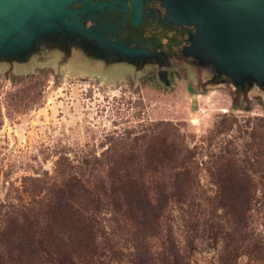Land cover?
I'll return each instance as SVG.
<instances>
[{"label": "rangeland", "instance_id": "rangeland-1", "mask_svg": "<svg viewBox=\"0 0 264 264\" xmlns=\"http://www.w3.org/2000/svg\"><path fill=\"white\" fill-rule=\"evenodd\" d=\"M178 49L161 72L80 42L0 60V264H223L205 224L223 196L251 201L235 264H264V87ZM141 181L170 199L135 241L110 200Z\"/></svg>", "mask_w": 264, "mask_h": 264}, {"label": "water", "instance_id": "water-1", "mask_svg": "<svg viewBox=\"0 0 264 264\" xmlns=\"http://www.w3.org/2000/svg\"><path fill=\"white\" fill-rule=\"evenodd\" d=\"M161 1L170 22L196 28L183 54L203 58L219 77L264 87V0ZM78 2L85 7L72 10ZM119 2L110 7L115 9ZM94 6L88 0H0V60H27L39 42L60 47L80 42L103 58L136 66L159 56L111 41L98 28L86 27L81 16ZM123 6L128 10L126 3ZM141 17L138 2L133 24L138 26Z\"/></svg>", "mask_w": 264, "mask_h": 264}, {"label": "trees", "instance_id": "trees-1", "mask_svg": "<svg viewBox=\"0 0 264 264\" xmlns=\"http://www.w3.org/2000/svg\"><path fill=\"white\" fill-rule=\"evenodd\" d=\"M140 173L142 175L143 170H140ZM156 188L157 186L154 187V184L150 182H134V184L126 186L123 196H116V192L111 196L110 203L115 213L119 215L124 230L128 225L134 228L133 233L130 234L135 241L153 238L159 233L157 228L161 226V220L165 217L170 198L159 197V199L153 200L150 197V192L155 191ZM224 190L235 192L236 186L223 188ZM250 203L248 197L241 196H223L209 201V218L205 224L210 232H217L223 238L224 250L221 256L223 264H235V261L240 257L241 246L239 244L251 240L249 237L240 235L241 230L247 228L249 224L250 218L247 213L250 211ZM219 210L222 211L221 215L218 214ZM92 222L96 223V220L93 219ZM196 226V223L192 225L193 231ZM81 234L87 235L92 244L96 243V231L90 229L86 232L82 231ZM46 253L49 254L48 251ZM162 264L178 263H171L165 258Z\"/></svg>", "mask_w": 264, "mask_h": 264}, {"label": "flooded vegetation", "instance_id": "flooded-vegetation-1", "mask_svg": "<svg viewBox=\"0 0 264 264\" xmlns=\"http://www.w3.org/2000/svg\"><path fill=\"white\" fill-rule=\"evenodd\" d=\"M116 0H88L90 7L86 14L81 16L86 27H96L111 41H121L131 48L146 50L159 54L158 57L147 60L146 63L161 64L163 67H171L168 59L171 52L179 47L178 53H182L185 46L190 45L188 36L196 32V28L189 25L178 26L168 20V11L162 5L161 0H120L115 9L110 4ZM139 2L142 17L139 25L133 24L134 6ZM128 5L124 10L123 4ZM104 4L103 7H100ZM85 7L81 2L71 6L72 10H81ZM100 7V8H99ZM180 41V39H182ZM219 77V76H218Z\"/></svg>", "mask_w": 264, "mask_h": 264}]
</instances>
